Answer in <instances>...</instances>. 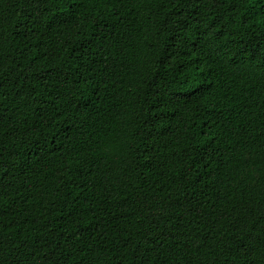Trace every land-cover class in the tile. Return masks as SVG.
Segmentation results:
<instances>
[{
  "label": "trees",
  "instance_id": "obj_1",
  "mask_svg": "<svg viewBox=\"0 0 264 264\" xmlns=\"http://www.w3.org/2000/svg\"><path fill=\"white\" fill-rule=\"evenodd\" d=\"M0 264H264V0H0Z\"/></svg>",
  "mask_w": 264,
  "mask_h": 264
}]
</instances>
